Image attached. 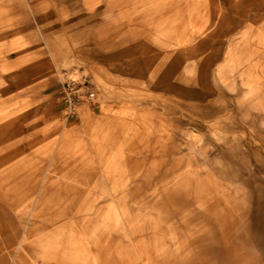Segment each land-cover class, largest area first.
I'll return each instance as SVG.
<instances>
[{
	"label": "rangeland",
	"instance_id": "1",
	"mask_svg": "<svg viewBox=\"0 0 264 264\" xmlns=\"http://www.w3.org/2000/svg\"><path fill=\"white\" fill-rule=\"evenodd\" d=\"M0 264H264V0H0Z\"/></svg>",
	"mask_w": 264,
	"mask_h": 264
},
{
	"label": "built area",
	"instance_id": "2",
	"mask_svg": "<svg viewBox=\"0 0 264 264\" xmlns=\"http://www.w3.org/2000/svg\"><path fill=\"white\" fill-rule=\"evenodd\" d=\"M60 96L68 118L77 116L84 106L94 105L97 92L93 83L85 75L73 76L67 71L59 74Z\"/></svg>",
	"mask_w": 264,
	"mask_h": 264
}]
</instances>
